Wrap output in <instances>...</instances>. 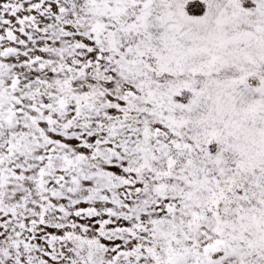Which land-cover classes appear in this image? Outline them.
I'll list each match as a JSON object with an SVG mask.
<instances>
[{
	"label": "snow or ice",
	"instance_id": "1",
	"mask_svg": "<svg viewBox=\"0 0 264 264\" xmlns=\"http://www.w3.org/2000/svg\"><path fill=\"white\" fill-rule=\"evenodd\" d=\"M0 264H264V0H0Z\"/></svg>",
	"mask_w": 264,
	"mask_h": 264
}]
</instances>
